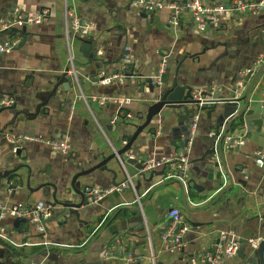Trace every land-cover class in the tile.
Returning a JSON list of instances; mask_svg holds the SVG:
<instances>
[{"label":"crops","instance_id":"obj_1","mask_svg":"<svg viewBox=\"0 0 264 264\" xmlns=\"http://www.w3.org/2000/svg\"><path fill=\"white\" fill-rule=\"evenodd\" d=\"M131 2L68 0L79 18L95 25L89 38L74 39L68 48L63 0H0V20L48 13L40 24L27 26L24 34L0 30V41L16 36L18 45L23 42L0 56V99L14 101L0 110V136L23 134L65 141L70 148L63 155L42 142H26L18 156L10 154L9 167L1 169V174L13 172L17 189L11 197L0 188V204L33 207L43 201L55 217L63 212L58 204L70 201L79 214L41 222L38 229L26 219L18 222V218L0 216V229L6 232V240L0 238V264H125L123 259L103 255L106 247L117 242L126 244L141 264H151L152 255L156 264H201L199 258L215 244L218 232L228 241L240 242L235 256L220 264H251L253 249L248 241L264 240V210L258 205L264 199V166L256 163V157L264 154V139L248 137L234 143L238 152L224 150L227 175L221 172L216 182L205 180L202 172L199 160L210 148L221 103L213 112L212 104H205L195 113L188 155L191 188L162 181V170L142 173L125 162L129 155L138 162L181 151L185 130L176 117L181 111L159 102L175 77L190 88L222 89L220 95L228 99L232 82L256 69L255 62L264 54V10L253 16H221L216 29L199 32L187 15L173 29L168 12L142 13ZM82 41L89 42L95 57L83 56ZM69 52L79 84L72 79L67 91L63 86L64 74L69 75L65 73ZM163 61L168 66L167 82L152 89L145 79ZM100 73L127 75L122 82L99 85ZM260 87L264 88L263 73L257 83ZM101 98L107 99L103 106L97 103ZM189 108L195 112L193 106ZM233 136L241 135L234 132ZM126 176L134 190L126 186ZM122 183L123 188L113 189ZM228 187L230 191L218 196ZM85 188L112 192L88 203ZM171 208L180 209L190 228L179 244L165 248L161 236ZM84 242L80 249L61 247Z\"/></svg>","mask_w":264,"mask_h":264},{"label":"built area","instance_id":"obj_2","mask_svg":"<svg viewBox=\"0 0 264 264\" xmlns=\"http://www.w3.org/2000/svg\"><path fill=\"white\" fill-rule=\"evenodd\" d=\"M132 6L139 12L146 14H154L157 12L166 11L168 12V24L171 28L176 29L180 25L181 19L187 15L196 27L197 31L205 32L207 29L218 27L219 19L224 15L231 16H253L261 10H264V0H219L217 3H206L204 0H132ZM48 13L42 11L40 15L34 17H28L23 14H16L14 16L6 17L0 20L1 31L20 30L23 27L38 25L46 20ZM63 18H64V39L68 48L71 46V42L74 39L82 38L87 39L95 30V25L91 22L84 21L75 12V7L68 3V0H63ZM19 39L16 36L4 38L0 41V56L9 54L18 45ZM128 49V48H127ZM125 49V50H127ZM99 54V52H98ZM264 54H262L254 64V68H257L262 62ZM68 68L67 74L71 76L75 83L78 85V77L74 69V59L72 54L69 52L68 57ZM127 57L125 56L122 65L123 68L127 65ZM165 72V62L163 61L157 68L155 74L152 76V84L157 86L160 85V79L162 74ZM248 70L246 71V73ZM127 75V74H126ZM126 75L115 74L112 76H106L104 73L97 75V83L99 85H108L111 82L117 80L122 82L125 80ZM264 75V70H263ZM142 82V80H140ZM234 98H239L243 93V83L238 82L235 84ZM219 91V89L217 90ZM216 91L207 89H198L193 91V100L198 102L200 107L205 104H212L211 98L205 96L202 98V94H214ZM106 98H101L97 101L100 106L106 103ZM13 99H0V110L10 108L13 105ZM123 104L128 103V100H123ZM128 117V115H127ZM197 116L194 115L193 119L188 124L189 137L185 141L183 148L179 149L176 154L165 157L162 159H143L138 160L141 165L142 173H149L155 170L163 171L162 181H175L182 186H187L189 183V144L191 143L193 129L196 127ZM8 142L13 146L12 153L22 148L26 142H42L49 146L53 152L67 155L70 152V148L65 141H50L36 138L33 136L17 134L12 136H6ZM123 145L126 142L123 141ZM117 159L121 166L123 163L116 154ZM128 158L135 159L129 155ZM256 163L260 166H264V154H259L256 157ZM126 186L134 190L133 183L129 176H126ZM125 184H121L119 187H114V190H120ZM112 189L109 190H95L85 188L83 194L85 200L88 203H96L100 201L104 196L111 193ZM144 192L143 195H145ZM139 203V202H138ZM140 205V203H139ZM261 209L264 210V199L258 202ZM53 215L52 209L46 205L43 201L37 202L33 207H27L22 203L1 205L0 204V216L21 218L32 222L35 227L40 228L42 221L51 218ZM189 225L183 221V215L178 208H171L167 213V220L164 226V230L161 236V241L165 248H170L173 245H177L181 242L183 235L189 230ZM0 238L6 240V232L0 229ZM260 239L249 240L248 244L252 249H255L260 242ZM86 242L79 245H68L61 246L66 249H80L85 245ZM240 247V242L237 240H231L227 242H220L214 244L209 250H207L200 258L201 264H220L224 259H231L237 253ZM103 255L107 258L112 259H123L125 264H141V259L136 258L130 252L126 244L115 243L105 248ZM151 264H156V257L151 256Z\"/></svg>","mask_w":264,"mask_h":264},{"label":"water","instance_id":"obj_3","mask_svg":"<svg viewBox=\"0 0 264 264\" xmlns=\"http://www.w3.org/2000/svg\"><path fill=\"white\" fill-rule=\"evenodd\" d=\"M25 32L26 27H23L20 30H11L9 32H6V34H24ZM22 41H24V37H22ZM22 43L23 42H21L17 46V48L20 47ZM90 50L91 46L89 45V42L82 41V44L79 47V51L83 54L84 57L88 59H92L93 57H95L96 51L90 52ZM167 67L168 66L165 65V69ZM263 70L264 61L261 62L255 70H248L247 73H245L241 77L236 78L232 82L233 86H235V84L238 82L243 83L244 90L239 98H234L235 87L233 86L229 89L228 99H223V97L220 95L222 89H220L219 92L216 91L214 94H202V98H204L205 96L211 98L212 107L209 108L210 112H213V110H215L217 103L222 104L221 113L217 116L215 124L213 126L214 136L211 142L209 143L210 148L199 160V162L203 164L202 172L206 174L205 180L209 182H216L222 174L221 172H223L224 175H227L223 154L224 150H227L230 153L238 152L239 147L234 145V143L242 142L248 137H257L259 139H264V100H261L264 94V88H257V83L263 73ZM65 73H67V69L65 70ZM64 75V79L66 81L64 85L66 86L63 87L68 91L70 90L73 78L69 75ZM166 77L167 74L166 72H164L160 79L161 84H165L167 82ZM145 82L152 89L157 88V86H160H155L152 84V77H147L145 79ZM195 90H198V88L194 89L190 88L189 86L179 84L175 77L174 80H172L170 87L167 90H164L159 100V102L162 104L161 106L181 111V114L176 116L177 118H179L178 122L184 125L185 130L182 145L181 147L178 146L180 149L183 148L185 141L189 137L190 131L188 128V124L190 123V120L193 119L196 112L205 109L204 106L200 107L198 105V102L193 100L192 92ZM192 106L195 112L189 108ZM120 110H122V108H120ZM234 132L240 134L241 136L234 137ZM12 148L13 146L10 142H8L6 136H0V188L7 189L11 197L16 192V184L18 182L12 183V180L15 177V175L12 174L13 172H8L5 176H3L1 174V169L7 170V168L9 167L10 154H13L15 156L19 155L20 149L12 153ZM215 156L217 157V159L213 160ZM125 162L126 164L135 166L138 170L142 168L141 165L135 159L129 158ZM125 181L126 180H124V182ZM191 187V182H189L187 188ZM193 189L195 190L197 188L193 186ZM230 189L231 187H228L226 190H224V192H222L218 196L223 195L227 191H230ZM216 201L217 199L213 200L210 206H213ZM50 205L54 207L53 204ZM58 205L63 208L62 214H58L55 217L42 221V225L49 222H55L62 216L70 215L77 217L79 215L76 210H73V206H71L70 201H62ZM131 210L135 213L138 212V209ZM114 218L115 215L110 218L109 222L114 220ZM20 219L21 218H18L16 221L21 222ZM229 232L230 229H226V236H228ZM227 241L228 238L222 237V232L217 233L215 237V244ZM249 262L251 264H264V240H261L258 243L257 247L252 250Z\"/></svg>","mask_w":264,"mask_h":264}]
</instances>
